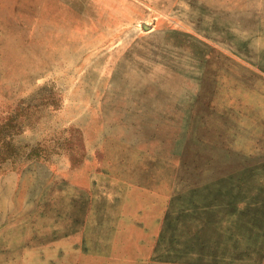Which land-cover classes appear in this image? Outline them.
Masks as SVG:
<instances>
[{"label": "rangeland", "instance_id": "obj_1", "mask_svg": "<svg viewBox=\"0 0 264 264\" xmlns=\"http://www.w3.org/2000/svg\"><path fill=\"white\" fill-rule=\"evenodd\" d=\"M6 143L0 264H264V0H0Z\"/></svg>", "mask_w": 264, "mask_h": 264}, {"label": "trees", "instance_id": "obj_2", "mask_svg": "<svg viewBox=\"0 0 264 264\" xmlns=\"http://www.w3.org/2000/svg\"><path fill=\"white\" fill-rule=\"evenodd\" d=\"M6 140V139H5ZM6 141H8V140H6ZM6 145H9V143H6V144H4V147H3V150L2 151H0V154H1V157L2 158H4V159H6L7 158V154H9V149L8 150H5L6 148ZM8 147V146H7ZM13 151V150H12ZM38 153V151H37V149L36 148H34L33 150H32V152H31V155L30 156H32V155H35V154H37Z\"/></svg>", "mask_w": 264, "mask_h": 264}, {"label": "crops", "instance_id": "obj_3", "mask_svg": "<svg viewBox=\"0 0 264 264\" xmlns=\"http://www.w3.org/2000/svg\"><path fill=\"white\" fill-rule=\"evenodd\" d=\"M2 150H3V146H0V151H2ZM0 158H2L1 154H0Z\"/></svg>", "mask_w": 264, "mask_h": 264}]
</instances>
